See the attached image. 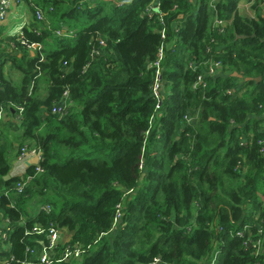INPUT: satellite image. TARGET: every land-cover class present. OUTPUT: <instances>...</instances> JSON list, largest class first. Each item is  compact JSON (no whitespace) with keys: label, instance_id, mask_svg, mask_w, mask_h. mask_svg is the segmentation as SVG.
I'll use <instances>...</instances> for the list:
<instances>
[{"label":"trees","instance_id":"trees-1","mask_svg":"<svg viewBox=\"0 0 264 264\" xmlns=\"http://www.w3.org/2000/svg\"><path fill=\"white\" fill-rule=\"evenodd\" d=\"M154 1L27 0L0 37V264H41L50 229L51 264H264V0Z\"/></svg>","mask_w":264,"mask_h":264},{"label":"built area","instance_id":"built-area-1","mask_svg":"<svg viewBox=\"0 0 264 264\" xmlns=\"http://www.w3.org/2000/svg\"><path fill=\"white\" fill-rule=\"evenodd\" d=\"M22 1L23 0H0V22H4L7 19L8 12L10 11V9ZM251 3H252V0H239V2L237 4V8L240 10L242 8H245L246 10H248L247 7L249 5H251ZM240 4H241V6H240ZM159 7H160L159 0H155L154 3H151L146 8L147 9V13H146L147 16L151 17L155 14L156 11H161ZM35 18H36V20H42L44 18V14H43L41 9L36 10ZM214 23L217 27H224L226 25H230L231 19L230 18L229 19L215 18ZM24 27H29V25L28 26H22L21 29H16L12 35H16L17 37L22 38V29ZM160 32H161L162 38H164V35H165L164 31H160ZM54 33L57 37H64V36L72 35V31L68 30V28L66 26H62L61 28L56 29ZM21 42L25 43V41L22 39H21ZM100 43L103 44V40H100ZM29 47L36 48V47H39V44L38 43H32L29 45ZM162 56H163V51H162V48H160L158 50V53H157V59L153 62V65L156 67L155 78H154V82H153V95L158 100L160 97V85H161V82L159 79V74H160L159 65H160V61L162 59ZM205 65L207 67V71H205L204 73L198 74L196 83L202 81L204 74L205 75H216L224 69V66L220 60H216V61L215 60H208L205 62ZM190 66L193 68L197 67V65L194 63H191ZM196 83L194 85H196ZM227 92L230 93L229 89ZM261 107L263 108V112H264V102L261 104ZM21 111H22V108H20V111H19V114L17 117L20 116ZM57 111H58V109H57ZM3 117H4V111L2 109H0V119H2ZM145 134L146 135L148 134V130L145 131ZM39 153L40 152H37L35 149L22 147L16 157H17V159H22V158L26 157L27 155H34V156H39V159H40L41 155H39ZM36 169L39 170V167H37ZM118 216H119V214L117 215V217ZM33 230H37L38 232H42V229H40L39 226L33 227ZM237 234L240 235V233H237ZM47 236L50 239V242H49V246L44 248L41 255H40L41 264H51L52 263L53 256L51 255L50 250H53L55 248L56 244L59 243V239H60V235L54 229H50ZM260 243L261 242L259 240H257V242L254 244L257 248L256 253L258 252V248L260 246ZM81 252H82V250L80 248H75L72 250V249H70L69 246H67L64 250L63 258L66 259L68 257H71L72 255L78 256ZM156 261H157V259H156Z\"/></svg>","mask_w":264,"mask_h":264},{"label":"crops","instance_id":"crops-1","mask_svg":"<svg viewBox=\"0 0 264 264\" xmlns=\"http://www.w3.org/2000/svg\"><path fill=\"white\" fill-rule=\"evenodd\" d=\"M86 1H88L92 5L94 2L98 0H86ZM242 9L246 10L245 8ZM32 19H33L32 13L29 10L27 0H23L22 2L16 4L14 7L10 9V11L8 12L7 19L4 22H0V37L12 36V34L16 29H21L22 26H28ZM7 43H9V41H7ZM35 49L36 48H28V53L31 56H33L35 53ZM34 157H35L34 155H27L22 159H17V157L15 156L11 162V169L9 174L11 176L23 175L28 166L27 163L29 162L30 159H33Z\"/></svg>","mask_w":264,"mask_h":264},{"label":"water","instance_id":"water-1","mask_svg":"<svg viewBox=\"0 0 264 264\" xmlns=\"http://www.w3.org/2000/svg\"><path fill=\"white\" fill-rule=\"evenodd\" d=\"M233 75L238 76L239 78H243L244 81H259L260 77H243L240 73L237 72H233ZM39 155H41V153H39ZM39 161V156H35L33 159H30L29 162L27 163V165L30 164H36ZM9 177V175H6L4 178L7 179Z\"/></svg>","mask_w":264,"mask_h":264},{"label":"rangeland","instance_id":"rangeland-1","mask_svg":"<svg viewBox=\"0 0 264 264\" xmlns=\"http://www.w3.org/2000/svg\"><path fill=\"white\" fill-rule=\"evenodd\" d=\"M250 6H251V5H249V6L247 7V9H248ZM241 11L243 12V14H245V12L248 13V11L251 12L250 10H243V9H241ZM241 83H242V82H241ZM115 227H116V226H115ZM63 234H64V235L62 236V239L60 240L61 243H63L65 240L68 241V238H69V235L66 233V231H64ZM60 242H59V243H60Z\"/></svg>","mask_w":264,"mask_h":264}]
</instances>
